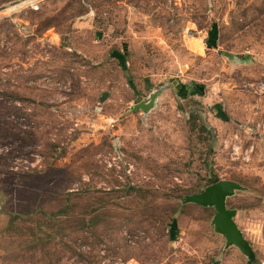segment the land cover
I'll list each match as a JSON object with an SVG mask.
<instances>
[{
    "label": "rangeland",
    "instance_id": "obj_1",
    "mask_svg": "<svg viewBox=\"0 0 264 264\" xmlns=\"http://www.w3.org/2000/svg\"><path fill=\"white\" fill-rule=\"evenodd\" d=\"M211 177L264 263V0H0V264H251Z\"/></svg>",
    "mask_w": 264,
    "mask_h": 264
},
{
    "label": "water",
    "instance_id": "obj_2",
    "mask_svg": "<svg viewBox=\"0 0 264 264\" xmlns=\"http://www.w3.org/2000/svg\"><path fill=\"white\" fill-rule=\"evenodd\" d=\"M159 91L149 95L147 102L141 101L132 108V112L141 110L143 114L150 112L156 103ZM245 188L239 183L231 180H221L205 187L201 192L186 195L183 204H193L202 208H212L214 215L210 226L214 234L224 240V250L236 249L249 263H256L255 252L250 242L244 237L242 230L238 227L235 219L237 210L227 206V200L235 196L236 192Z\"/></svg>",
    "mask_w": 264,
    "mask_h": 264
},
{
    "label": "trees",
    "instance_id": "obj_3",
    "mask_svg": "<svg viewBox=\"0 0 264 264\" xmlns=\"http://www.w3.org/2000/svg\"><path fill=\"white\" fill-rule=\"evenodd\" d=\"M215 29V28H214ZM213 29V30H214ZM209 45V44H208ZM118 59H122V58H118ZM132 86V85H131ZM133 87V86H132ZM216 182H218V179L217 178H215V177H211L210 178V183L209 184H214V183H216ZM93 212V211H92ZM67 213V211L65 210V209H59L58 211H56V212H52V213H50V214H47L49 217H50V219L51 218H55V217H57V216H60V215H65ZM91 213V212H90ZM95 214H96V217L97 216H100V213L98 212V210L97 211H95ZM25 215H29L28 213H25ZM19 219V217L18 216H13V217H11V219H10V224H12L13 222L15 223L17 220ZM122 223H127V222H129V221H131V218L129 217V216H127V217H122ZM113 228H114V226H112ZM112 227H111V229H112ZM34 237L36 238V235H34ZM51 240V236H47V238H45V239H43V238H38V239H36V240H34V241H32V243H31V245L25 250L24 249V251H26V252H28V251H31V252H34V251H36V250H39V252H40V254H41V256L43 257L44 256V252H46L48 255H50V253L46 250V245L47 244H49L50 241ZM56 255V253L55 252H53L52 254H51V256H55ZM47 258H50L49 256H46ZM50 262V261H49Z\"/></svg>",
    "mask_w": 264,
    "mask_h": 264
},
{
    "label": "crops",
    "instance_id": "obj_4",
    "mask_svg": "<svg viewBox=\"0 0 264 264\" xmlns=\"http://www.w3.org/2000/svg\"><path fill=\"white\" fill-rule=\"evenodd\" d=\"M215 28V29H214ZM214 29V30H213ZM216 27H215V24H212V26H211V29H210V31H209V35H210V38L211 39H213L212 41H214L215 39H216ZM208 35V36H209ZM211 39H209V41L211 40ZM197 48V49H196ZM196 48L194 49V50H197L198 52L199 51H201V50H203V46H200L199 44L198 45H196ZM235 221H236V223H237V225H238V227L242 230V232H243V234H244V237L250 242V238H248L247 236H246V234H245V230L240 226V224L238 223V220H236L235 219ZM223 240V239H222ZM250 243H252V242H250ZM223 247H224V240H223ZM222 249V248H221ZM222 251H224L223 249H222ZM230 252H233L234 254H236L237 255V257L239 256V252L236 250V249H234V248H232V249H230ZM262 264H264V263H262Z\"/></svg>",
    "mask_w": 264,
    "mask_h": 264
}]
</instances>
